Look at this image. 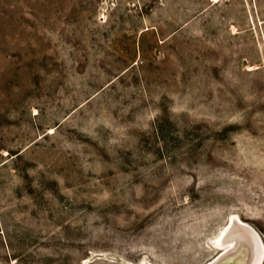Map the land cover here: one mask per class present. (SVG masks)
<instances>
[{
    "label": "rangeland",
    "instance_id": "rangeland-1",
    "mask_svg": "<svg viewBox=\"0 0 264 264\" xmlns=\"http://www.w3.org/2000/svg\"><path fill=\"white\" fill-rule=\"evenodd\" d=\"M232 216L264 244V0H0V264H209Z\"/></svg>",
    "mask_w": 264,
    "mask_h": 264
},
{
    "label": "bare ground",
    "instance_id": "bare-ground-1",
    "mask_svg": "<svg viewBox=\"0 0 264 264\" xmlns=\"http://www.w3.org/2000/svg\"><path fill=\"white\" fill-rule=\"evenodd\" d=\"M237 219L239 218L232 216L229 225L221 232L215 243L221 248V253L209 264H263L264 244L257 232L246 224L240 233L231 231L232 224Z\"/></svg>",
    "mask_w": 264,
    "mask_h": 264
},
{
    "label": "water",
    "instance_id": "water-1",
    "mask_svg": "<svg viewBox=\"0 0 264 264\" xmlns=\"http://www.w3.org/2000/svg\"><path fill=\"white\" fill-rule=\"evenodd\" d=\"M236 225V222H233L232 226L234 227Z\"/></svg>",
    "mask_w": 264,
    "mask_h": 264
}]
</instances>
